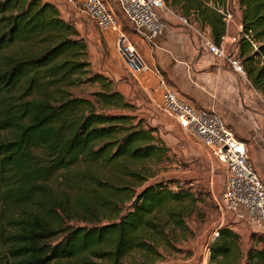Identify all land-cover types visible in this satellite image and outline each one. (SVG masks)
<instances>
[{
	"label": "trees",
	"instance_id": "16d2710c",
	"mask_svg": "<svg viewBox=\"0 0 264 264\" xmlns=\"http://www.w3.org/2000/svg\"><path fill=\"white\" fill-rule=\"evenodd\" d=\"M165 0L215 44L226 35L212 4ZM243 26L240 60L264 97V0H234ZM258 43L255 50L245 36ZM97 84L89 97L74 90ZM113 82L91 70L88 43L42 0H0V264H158L190 234L199 198L175 182L149 183L169 159L157 128L135 114ZM245 257L224 227L210 264H264Z\"/></svg>",
	"mask_w": 264,
	"mask_h": 264
},
{
	"label": "crops",
	"instance_id": "0c3cea01",
	"mask_svg": "<svg viewBox=\"0 0 264 264\" xmlns=\"http://www.w3.org/2000/svg\"><path fill=\"white\" fill-rule=\"evenodd\" d=\"M42 1L57 6L62 18L73 24L80 33H85L87 29L92 32L91 27L93 31L98 30L94 22L77 8L85 0ZM177 16L181 15L172 10L167 12L165 17L169 22V29L166 34L155 42L144 39L149 45L146 43L147 46L141 47L151 61L149 67L159 69L161 76L152 71L133 76L139 82L137 88H140L141 96L137 91L132 92L130 86L125 91L119 87L116 89L136 107L140 113L138 116L157 128L160 134L161 130L178 127L176 119L162 110V80L180 99L192 106L215 110L234 136L245 143L250 161L264 182L263 95L255 90L246 74L234 71L229 61L216 58L209 52L204 40L208 38L213 41L210 27L201 29L189 22L191 27L188 28ZM241 32L237 22L224 37L234 57L239 56ZM161 136L165 137L163 134ZM235 226L239 231L249 230L244 224Z\"/></svg>",
	"mask_w": 264,
	"mask_h": 264
},
{
	"label": "built area",
	"instance_id": "2783aa9c",
	"mask_svg": "<svg viewBox=\"0 0 264 264\" xmlns=\"http://www.w3.org/2000/svg\"><path fill=\"white\" fill-rule=\"evenodd\" d=\"M212 6L223 17L226 33L236 21L240 29H243L241 19L236 17L240 15V11L236 8L234 0ZM77 8L94 22L100 32L115 34L119 54L132 76L137 77L149 71L161 76L160 70L151 69L136 50L119 16L126 20L134 33L155 42L169 29L165 14L170 12V9L165 0H85ZM177 17L186 27H191L185 17ZM245 38L255 50L258 49L257 43L251 37L246 35ZM204 43L214 57L229 61L234 71L245 74L240 60L231 54L225 38L220 45L208 38ZM161 87L163 112L175 118L188 135L198 139L227 168L228 175L219 202L222 215L228 217L233 224H244L254 232L264 235V182L250 161L245 143L234 136L215 110L192 106L180 99L163 80ZM222 226L223 223L215 232L213 241L219 237Z\"/></svg>",
	"mask_w": 264,
	"mask_h": 264
},
{
	"label": "rangeland",
	"instance_id": "374dc122",
	"mask_svg": "<svg viewBox=\"0 0 264 264\" xmlns=\"http://www.w3.org/2000/svg\"><path fill=\"white\" fill-rule=\"evenodd\" d=\"M236 17L238 19V16ZM119 19L132 44L149 66L151 61L141 50V47L149 43L136 35L122 16H119ZM91 28L92 32L87 29L85 33L80 34L88 43L92 72L108 77L115 87L123 91L130 86L132 92L137 91L136 93L141 96L142 92L139 91L140 88H137L138 80L134 79L128 71L125 61L119 54L115 34H104L99 30L93 31V27ZM99 90L100 87L97 84H85L76 88L74 94L89 97ZM135 114H140L137 109ZM162 134L170 149L169 159L158 168V176L149 183L175 182L171 185L174 191L179 188L191 190L197 195L199 202L197 210L186 220L190 234L186 238H181L174 248L161 249L163 259L158 264H210V246L221 223H223L222 228H231L241 236V248L245 257L253 247L262 248L263 234L256 233L249 227L246 232L236 230L239 229L237 225L235 226L219 210L223 185L228 175L225 165L218 161L198 139L188 135L179 123L178 127H173L171 130H161L160 135ZM145 263L143 257L137 254L131 255L124 262V264Z\"/></svg>",
	"mask_w": 264,
	"mask_h": 264
}]
</instances>
